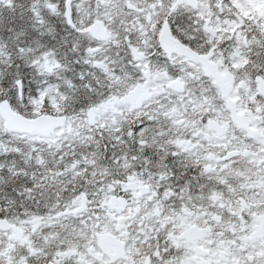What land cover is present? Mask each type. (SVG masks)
I'll list each match as a JSON object with an SVG mask.
<instances>
[{
	"label": "snow or ice",
	"instance_id": "obj_1",
	"mask_svg": "<svg viewBox=\"0 0 264 264\" xmlns=\"http://www.w3.org/2000/svg\"><path fill=\"white\" fill-rule=\"evenodd\" d=\"M0 264H264V0H0Z\"/></svg>",
	"mask_w": 264,
	"mask_h": 264
}]
</instances>
